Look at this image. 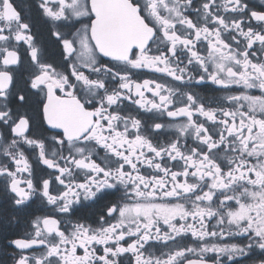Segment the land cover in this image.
I'll return each instance as SVG.
<instances>
[{"label": "snow or ice", "instance_id": "6c2138e0", "mask_svg": "<svg viewBox=\"0 0 264 264\" xmlns=\"http://www.w3.org/2000/svg\"><path fill=\"white\" fill-rule=\"evenodd\" d=\"M0 264H264V0H0Z\"/></svg>", "mask_w": 264, "mask_h": 264}]
</instances>
